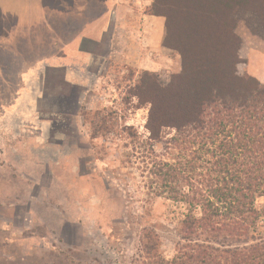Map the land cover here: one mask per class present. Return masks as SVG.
<instances>
[{
  "label": "rangeland",
  "instance_id": "rangeland-1",
  "mask_svg": "<svg viewBox=\"0 0 264 264\" xmlns=\"http://www.w3.org/2000/svg\"><path fill=\"white\" fill-rule=\"evenodd\" d=\"M1 1L0 105L10 97L1 76L14 82L24 59L52 61L64 44L82 33L98 38L110 5L104 0H44V5L31 6L20 0ZM151 2L132 0L139 10ZM133 21L143 24L145 34L144 44L134 43L130 50L129 59L139 60L134 62L138 67L106 66L98 86L110 90V103L99 102L98 109L82 110L80 140L65 139L66 151L73 149L80 156L82 177L96 186L79 192L59 177L62 184L48 189L49 178L24 176L14 159L4 154L0 158V264H154L159 256L171 260L176 254L182 240L183 208L157 196L150 174L155 162L170 158L165 142L173 131L164 130L163 139L155 141L146 125L149 101L158 95L157 87L169 85L181 72L182 60L177 51L163 44L165 25L156 32L151 17L131 18L130 28L136 29ZM236 33L242 40L238 74L252 75L264 83V36L253 33L241 18ZM144 79L153 82L146 91L141 89ZM69 130L76 132L73 125ZM62 133L57 129L54 136ZM41 156L48 157L47 153ZM96 195L102 202L97 219L84 208V202L95 201ZM27 204L32 210L26 216ZM263 205L264 198H258L257 207ZM256 231L261 236L255 237H264V221ZM157 242L158 251L146 254L145 246Z\"/></svg>",
  "mask_w": 264,
  "mask_h": 264
},
{
  "label": "trees",
  "instance_id": "trees-1",
  "mask_svg": "<svg viewBox=\"0 0 264 264\" xmlns=\"http://www.w3.org/2000/svg\"><path fill=\"white\" fill-rule=\"evenodd\" d=\"M148 12L165 18L164 46L182 60L149 101L150 139L173 131L152 184L183 208L176 254L154 264H264V237H255L264 221V83L238 74L236 33L241 18L264 36V0H153ZM152 83L144 79L141 89Z\"/></svg>",
  "mask_w": 264,
  "mask_h": 264
},
{
  "label": "crops",
  "instance_id": "crops-1",
  "mask_svg": "<svg viewBox=\"0 0 264 264\" xmlns=\"http://www.w3.org/2000/svg\"><path fill=\"white\" fill-rule=\"evenodd\" d=\"M20 1L28 6L38 2L44 5V0ZM104 1L110 5L98 38L92 39L82 33L74 41L64 44L62 52L54 56L52 61L39 63L24 59L14 75V82L9 76H1L10 89V97L0 105V158L4 154L14 159L17 171L24 176L49 178L50 187L62 182L65 184L66 181L71 189L77 186L79 192H89L91 187L96 186L90 185L86 176L82 177L80 156L73 149L66 151L65 139L77 137L80 140L79 131L84 128L82 110L98 109L99 102L110 103V90L102 91L98 86L104 79L106 66L111 68L113 64H126L128 67H138L139 63L134 62L139 60L129 59L132 56L130 50L134 43L140 46L144 44L145 34L143 24L138 21L132 22L136 29L130 28L131 18L138 20L143 16L151 17L156 32H159L161 25H165L164 17L148 12L152 2L139 10L132 0ZM3 7L0 0V8ZM59 123L69 128L73 125L76 132L70 135L62 133L57 137L58 140L52 142L50 130ZM69 146H73V143ZM44 153H47V159L42 158L41 154ZM75 176L78 178L74 180ZM59 177L62 182H59ZM94 192H97V188ZM99 198L96 195L95 201L84 202L89 216L96 219L97 212L102 208Z\"/></svg>",
  "mask_w": 264,
  "mask_h": 264
},
{
  "label": "flooded vegetation",
  "instance_id": "flooded-vegetation-1",
  "mask_svg": "<svg viewBox=\"0 0 264 264\" xmlns=\"http://www.w3.org/2000/svg\"><path fill=\"white\" fill-rule=\"evenodd\" d=\"M57 129L60 130L61 133L63 132V133L66 134V135H70V134H72V132L69 130V127H65L64 125H62V123L59 124V125H55V129L52 128V129L50 130V134L52 135V136L50 135V141H52V142H55L56 140H58V138L54 136L55 131H56ZM14 162H15V160H14ZM46 185H47V184H46ZM37 186H41V185L38 184ZM47 188L49 189L50 186L47 185ZM39 190H40V188H39ZM17 209H18V208H17ZM25 210H26V211H25L26 216H27V215H30V214H31V210H32V205H31V204H27ZM17 213H18V212H17ZM0 219H1V216H0Z\"/></svg>",
  "mask_w": 264,
  "mask_h": 264
}]
</instances>
